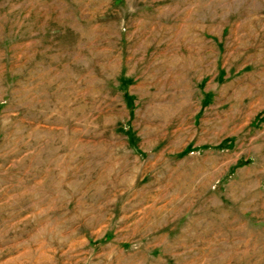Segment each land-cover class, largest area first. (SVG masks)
<instances>
[{
	"label": "rangeland",
	"instance_id": "obj_1",
	"mask_svg": "<svg viewBox=\"0 0 264 264\" xmlns=\"http://www.w3.org/2000/svg\"><path fill=\"white\" fill-rule=\"evenodd\" d=\"M0 264H264V0H0Z\"/></svg>",
	"mask_w": 264,
	"mask_h": 264
}]
</instances>
